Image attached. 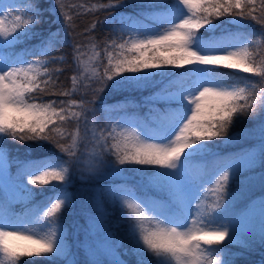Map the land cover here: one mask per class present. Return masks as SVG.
I'll return each instance as SVG.
<instances>
[{
    "label": "snow or ice",
    "instance_id": "1",
    "mask_svg": "<svg viewBox=\"0 0 264 264\" xmlns=\"http://www.w3.org/2000/svg\"><path fill=\"white\" fill-rule=\"evenodd\" d=\"M128 6L129 0H108L85 11ZM65 7L63 0H53L54 14L60 9L53 23H60L61 17L71 20ZM141 7L164 11L153 18L152 26L138 14L125 19L116 12L92 21L86 31L111 25L109 37L102 46H91L87 60L80 45L74 46L78 74L71 77V89L57 90L63 69L49 65L66 63L65 56L54 53L68 45L69 24L38 33L35 27L44 11L40 0H0V174L9 164L8 141L32 142L29 150L52 144L61 156L22 163L17 179L25 193L34 192L28 185H66L77 172L85 182L103 173H150L151 180L169 193L168 201L157 205L129 188L102 190L100 196L110 197L127 224L129 245L125 248L123 239L106 233L88 246L80 262L66 242L61 215L70 197L63 187L23 214L12 210L7 192L0 190V264H23L24 257L51 264H130L125 257L132 258L131 264H236L257 245L264 251V217L258 226L241 223L243 211L233 209L232 199L226 200L234 198L229 192L233 181L257 178L242 172L257 162L264 188V120L258 153L242 151L228 158L215 151L233 142L231 128L238 119L264 117V0H170L163 5L142 0ZM223 18H230L226 23L235 24L239 32L224 28ZM248 21L261 30L248 29ZM37 36V43H28ZM37 56L42 59H30ZM81 87L82 98L71 99ZM145 91L147 114L142 120H124L130 108L139 107L128 97ZM109 92L127 96L109 104ZM45 95L69 99L45 102ZM69 121H75L76 130H61ZM89 143L91 151L80 150L81 144L87 149ZM205 156L214 158L211 170L205 166L201 174H193L191 162ZM260 200L264 205V195ZM229 245L241 251L232 252ZM259 264H264V255Z\"/></svg>",
    "mask_w": 264,
    "mask_h": 264
},
{
    "label": "trees",
    "instance_id": "2",
    "mask_svg": "<svg viewBox=\"0 0 264 264\" xmlns=\"http://www.w3.org/2000/svg\"><path fill=\"white\" fill-rule=\"evenodd\" d=\"M18 2V0H17ZM108 0H63L65 4V13H67L70 17V21H65L63 17L60 19V23H53L56 19V16L59 15L60 9H55V14L53 12V0H40V6L43 11V15L40 17L41 23L37 24L35 27V31L38 33H47L49 29H57L63 28L64 24H69L67 28L68 32V45L61 46L54 55L60 56L63 55L66 57V63L62 64H53L49 65L50 68H61L63 69L62 73L59 76V84L57 85V90H69L72 88L71 77L73 74H78L79 68L76 64H73V48L75 45H80L81 52L84 53L85 57H89L92 54V45L97 44L102 46L106 39L109 37V29L111 25L105 27H97L94 31L88 32L86 29L91 27V23L94 20H103L105 16L110 15L112 12H116L118 16H122L125 19L129 17L135 18V15H139L142 18V22L152 26L153 18L160 16L163 14L162 8L157 9H148L147 7H141L142 0H137L135 4L129 0V6L127 8H117V9H99L93 11H85L87 8H91L93 4L107 3ZM154 2L158 5H163L166 2H170V0H154ZM84 4L85 8H73L72 5ZM225 20L224 28L232 31L239 32V29L235 24H227L226 21L230 18H223ZM248 29L254 30L255 32H259L260 25L256 24L252 21L247 22ZM247 30V29H245ZM64 33L61 31L60 36L63 37ZM117 36V33L115 34ZM210 33L205 34V39L208 38ZM217 36L221 35V32L218 30L216 32ZM40 39V36H37L34 40L29 41V44H35ZM98 51L102 50L101 48L97 49ZM262 54H264V49H262ZM30 59H42V57H31ZM260 59V56L257 57ZM106 63V60L104 61ZM223 73H233L241 78H248L251 80H257L259 78L252 77L250 74L236 72L231 69L220 68L219 69ZM100 71H103L101 67ZM174 71H182V69H174ZM155 79H160V77H155ZM98 86V85H97ZM243 86V83L240 84ZM84 89L81 87L80 91H78L71 99L80 100L82 98V93ZM149 92L145 91L143 93H135L132 96L128 97V100L133 105H139V107H132L129 109L127 113L128 119L134 120H142L143 117L148 112V105L144 104L143 97L148 96ZM127 93H113L109 92L107 94L106 100L109 104H114L116 101L124 100ZM87 99H92L91 89L88 90ZM51 99H59V100H68L69 97H52L49 95L43 96V100L45 102ZM158 108L164 107L163 104H156ZM95 107H101V105L97 104ZM78 110V109H76ZM263 117H257L255 119L242 118L238 119L236 123L231 128V133L233 134V142L231 144H221L218 149H215L221 155L234 158L242 151H246L252 147V145L256 144L258 141V135L255 132V129L262 122ZM61 130L67 129L68 131H74L76 129L75 121L66 122L64 125L60 126ZM81 134L83 133V123L80 125ZM60 133H56L59 135ZM218 142V141H217ZM65 143H70V141H65ZM32 142H27L26 144H13L11 141L7 142V147L10 149V158H9V168H10V177L15 180L17 179L20 171L22 170V163L30 160H40L45 156L55 155L61 156L59 149L55 148L52 144L45 145L44 148H36L32 147L29 150V145ZM91 143L88 144L87 149H85L84 145L81 144V151H91ZM214 163V158L211 156L198 157L191 162L190 170L192 173H198L204 169L205 166L208 167L210 171L212 165ZM139 167V166H137ZM259 171L262 169L255 168L253 171L243 172L244 176H252L257 177L252 180H243L238 178L237 181H233L229 192L234 194L233 197H226L227 199H232V206L234 210H244L249 206L251 202L254 201L255 198L261 197L264 195V188L261 187L260 181L258 179ZM149 173L145 175H140L138 173L131 172H114L112 173V177L109 179H94L88 182L84 181V178L80 176L79 172L76 173L72 177L70 183L65 186L61 185H44V186H32L29 185L30 188L34 187V192L29 194L26 200H16L13 201L8 198L12 202V210L16 214H23L28 208H34L37 205H42L45 203L48 198L52 196L54 192H58L61 190V187L64 190L72 193L73 203L64 208L61 219L63 224L66 226L67 230V238L70 242L71 250L77 254L78 261L82 262L86 257L85 245L84 241L87 238L85 236V231L83 227L86 226V215L89 211L93 210V207L98 209H94L93 211H97L99 214V228L97 234L89 238L91 245L96 244L101 237H103L106 233L109 234L110 237H114L116 240L123 239L125 248L128 247L129 241L127 237V224L121 218L120 212L118 208H114L111 202L110 197L105 194L103 197L100 196L101 191L103 190L105 193H108L110 190L115 188H129L137 193V195L142 196L144 198L149 199L157 205L166 203L169 199V195L164 193L161 190H152L151 187L146 183V177ZM87 175V173H85ZM24 181H26V176L24 177ZM0 190H2L0 188ZM7 192V191H6ZM209 197L211 198V193H209ZM101 200L103 203L101 204ZM207 202V201H206ZM93 206V207H92ZM226 222V221H225ZM229 250L232 252L241 251L235 246L229 245ZM124 251V249H121ZM264 255V251L261 248L254 250L252 253H246L244 257H238L236 259V264H244V261H251L253 264H259L261 256ZM111 259V257H108ZM128 259L130 264L132 261L131 257H125ZM23 264H51L50 261L44 260L43 258L37 257H24L22 258ZM62 264V262H60Z\"/></svg>",
    "mask_w": 264,
    "mask_h": 264
},
{
    "label": "rangeland",
    "instance_id": "3",
    "mask_svg": "<svg viewBox=\"0 0 264 264\" xmlns=\"http://www.w3.org/2000/svg\"><path fill=\"white\" fill-rule=\"evenodd\" d=\"M12 0H3V3H11ZM5 11H8L7 7L5 8ZM119 33H117V36L116 37H119ZM125 38H127L126 34H125ZM218 54H222V53H218ZM88 57H85V60H87ZM235 71V70H234ZM141 97H145V96H141ZM76 110V109H74ZM123 115V114H122ZM124 120H130V119H127L126 116L123 117ZM263 120H264V117H263ZM76 130V129H75ZM74 130V131H75ZM255 132L257 133L258 135V141L256 142V144L252 145V147H250V149L246 150L248 152H253V153H258L259 152V142H260V139H261V123L260 125L255 129ZM9 164L6 165L5 167V171H4V174H0V188H2L3 190H7L8 193H9V196H10V199L13 200V201H16L18 199H22V200H26L27 199V196H28V193H25L20 187H19V184H20V181L19 180H16V181H13L12 178H10L9 176V171H10V168H8ZM255 168H258V169H261V167L259 166V163L257 162V164L255 166H253V168L250 170V171H253ZM242 172H247V170L245 169H242ZM261 172V171H259ZM202 173V170L200 169V171L198 173H193V174H201ZM87 175H89V173H87ZM112 175V173H103L99 178V180H102L104 178L106 179H109L110 176ZM164 179H167V178H164ZM146 183L153 189V190H161L163 191L164 193L168 194L169 193L166 191V190H162L160 188V186L158 184H156L154 181L151 180V174L149 173L146 177ZM53 185H58L59 184H53ZM67 185V184H66ZM65 186V185H63ZM29 187V186H28ZM30 188V187H29ZM70 197L68 203H69V206L73 203V197H72V193L69 192V191H66ZM93 207V206H92ZM94 209H98V207H93V210ZM89 211L86 215V226L83 227V230L85 231V236L87 237L84 241V245H85V251H86V255H87V249H88V246L91 245L90 241H89V238L93 237L94 234H97L98 231H100V228H99V214L97 213V211ZM244 215L241 217V223H244V224H254L256 226L259 225L262 217H264V205L261 204V200H260V197H257L254 199L253 202H251L249 204V206L244 210ZM97 221L99 223H97ZM64 230H65V235L67 237V230H66V226L64 225ZM67 244L70 245V242L68 241V238H67ZM99 242V241H98ZM71 247V246H70ZM259 245L255 246L254 250H257L259 249Z\"/></svg>",
    "mask_w": 264,
    "mask_h": 264
}]
</instances>
